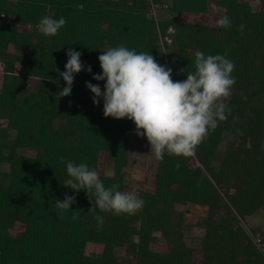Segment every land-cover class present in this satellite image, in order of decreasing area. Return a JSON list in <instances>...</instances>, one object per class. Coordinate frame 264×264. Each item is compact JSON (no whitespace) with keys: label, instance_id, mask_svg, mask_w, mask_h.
<instances>
[{"label":"trees","instance_id":"trees-1","mask_svg":"<svg viewBox=\"0 0 264 264\" xmlns=\"http://www.w3.org/2000/svg\"><path fill=\"white\" fill-rule=\"evenodd\" d=\"M256 1L254 9L250 0H0V264H264V230L247 223L264 211V0ZM212 3L229 29L176 18L207 14ZM46 15L66 18L58 35L39 31ZM120 45L165 66L163 46L176 81L187 78L181 69L195 70L197 50L235 62L227 120L195 155L158 160L155 187L137 193L145 204L133 215L102 212L86 191L64 186L60 160L86 163L106 187L133 191L124 172L131 143L149 142L132 120L105 117L103 99L96 105L86 87L105 90L93 78L102 74L98 57ZM69 50L82 54L85 70L59 100ZM65 193L76 203L61 212L54 202ZM191 208L206 214L191 223ZM196 231L200 245H189ZM161 242L166 251L154 249ZM89 244L102 252L86 254Z\"/></svg>","mask_w":264,"mask_h":264},{"label":"clouds","instance_id":"clouds-1","mask_svg":"<svg viewBox=\"0 0 264 264\" xmlns=\"http://www.w3.org/2000/svg\"><path fill=\"white\" fill-rule=\"evenodd\" d=\"M66 23L64 17L55 19L46 15L40 19L38 29L52 37L58 35ZM217 24L224 29L232 26L226 15ZM239 30L243 32L244 25H240ZM81 55L75 50L67 52L66 70L59 73L67 86L56 94V99L72 94L75 74L85 70ZM98 59L102 74L93 78L106 83L103 91L99 84L86 83L94 94L93 102L99 105L103 99L105 117L132 120L137 135L146 136L150 152L158 160L162 161L165 154L185 158L195 155L198 145L231 113L228 101L236 84L235 62L228 59L227 53L205 55L197 50L195 70H180L187 73L183 81H174L172 69L157 63L150 52H137L123 45L109 47ZM87 71L92 72L91 66ZM60 160L65 162L70 177L64 186L77 193L86 191L90 202L95 198L94 205L100 211L133 215L143 208L145 201L135 191H120L118 185L106 187L100 174L86 163L65 161L63 156ZM74 203L76 197L65 193L54 205L63 212L70 211ZM72 213L73 220L79 218V211Z\"/></svg>","mask_w":264,"mask_h":264},{"label":"rangeland","instance_id":"rangeland-1","mask_svg":"<svg viewBox=\"0 0 264 264\" xmlns=\"http://www.w3.org/2000/svg\"><path fill=\"white\" fill-rule=\"evenodd\" d=\"M251 4L257 6L256 0H250ZM225 11L213 3L210 6V10L207 14H183L180 17H176L184 22L188 23H202L207 25L217 26V21L222 18ZM2 65L0 64V67ZM151 151V145L141 138H136L132 141L129 150V165L125 168V180L129 188L136 192L144 191L147 188H154L156 181V169L158 165V159L155 158V154ZM105 159L101 160L102 170L107 175H113V169L111 166L106 165ZM105 163V164H104ZM181 209H185L181 207ZM205 210L199 208H191L187 214V220L194 223L200 216L205 215ZM247 223L253 227H260L264 230V211L258 212L255 216L251 217ZM200 232L196 231L192 238H189L188 243L192 246H199ZM154 249L157 251H166V247L161 242L158 245H154ZM102 252V246L96 244H89L86 248V254L96 255ZM120 255H124V250L119 251ZM198 256V255H197ZM198 261V259H197ZM199 263V262H198Z\"/></svg>","mask_w":264,"mask_h":264},{"label":"built area","instance_id":"built-area-1","mask_svg":"<svg viewBox=\"0 0 264 264\" xmlns=\"http://www.w3.org/2000/svg\"><path fill=\"white\" fill-rule=\"evenodd\" d=\"M152 15L156 18V19H158V14H157V11H156V9L155 8H153V10H152ZM162 53H163V56H164V59H165V66L166 67H168V68H170V66H169V64H168V56H167V52H166V49L162 46ZM172 73H173V75H172V79L174 80V81H176L177 80V74L176 73H174L173 71H172Z\"/></svg>","mask_w":264,"mask_h":264}]
</instances>
